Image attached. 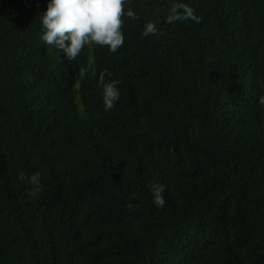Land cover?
I'll return each mask as SVG.
<instances>
[{
  "label": "trees",
  "instance_id": "1",
  "mask_svg": "<svg viewBox=\"0 0 264 264\" xmlns=\"http://www.w3.org/2000/svg\"><path fill=\"white\" fill-rule=\"evenodd\" d=\"M172 2L127 0L123 46L69 64L48 0H0V264H264V0Z\"/></svg>",
  "mask_w": 264,
  "mask_h": 264
},
{
  "label": "clouds",
  "instance_id": "2",
  "mask_svg": "<svg viewBox=\"0 0 264 264\" xmlns=\"http://www.w3.org/2000/svg\"><path fill=\"white\" fill-rule=\"evenodd\" d=\"M126 3L127 0H48L47 8L41 14V23L44 28L41 39L48 47L54 46L62 51L69 64L76 61L86 45L107 46L109 51L116 52L124 44L122 17L126 15L130 19H138L137 13L131 7L125 12ZM188 20L199 23L201 17L196 15L194 9L188 4L178 2V0L172 2L166 22L174 24L177 21ZM157 32L156 23L148 22L142 35L148 36L157 34ZM78 74L80 78H83L86 75V69L80 67ZM106 75L111 76L112 73L105 69L99 74L98 80L103 88V103L107 111L111 110L119 99L117 85L120 81L105 82ZM60 85L64 87L65 82L60 81ZM76 86L81 87L78 84ZM259 103L264 107V96L259 97ZM18 178L23 181L24 172H20ZM28 179L35 186V190L28 194L35 196L41 189L40 174L33 173ZM164 191V184L152 185L154 204L158 208H162L165 204ZM126 207L133 211L138 205L128 203Z\"/></svg>",
  "mask_w": 264,
  "mask_h": 264
}]
</instances>
